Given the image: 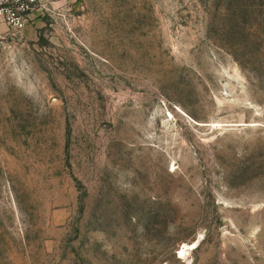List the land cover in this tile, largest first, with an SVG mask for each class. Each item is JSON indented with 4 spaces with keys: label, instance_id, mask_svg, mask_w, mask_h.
I'll list each match as a JSON object with an SVG mask.
<instances>
[{
    "label": "rangeland",
    "instance_id": "374dc122",
    "mask_svg": "<svg viewBox=\"0 0 264 264\" xmlns=\"http://www.w3.org/2000/svg\"><path fill=\"white\" fill-rule=\"evenodd\" d=\"M0 264H264V0H37L0 47Z\"/></svg>",
    "mask_w": 264,
    "mask_h": 264
},
{
    "label": "built area",
    "instance_id": "2783aa9c",
    "mask_svg": "<svg viewBox=\"0 0 264 264\" xmlns=\"http://www.w3.org/2000/svg\"><path fill=\"white\" fill-rule=\"evenodd\" d=\"M37 0H0V47L7 35L19 34Z\"/></svg>",
    "mask_w": 264,
    "mask_h": 264
},
{
    "label": "bare ground",
    "instance_id": "6f19581e",
    "mask_svg": "<svg viewBox=\"0 0 264 264\" xmlns=\"http://www.w3.org/2000/svg\"><path fill=\"white\" fill-rule=\"evenodd\" d=\"M194 245H195V244L193 243V244L189 245L188 247H193ZM185 246H186V245H183V246L181 247V249L179 250V252H178V256H179V257H181V256L184 254Z\"/></svg>",
    "mask_w": 264,
    "mask_h": 264
}]
</instances>
